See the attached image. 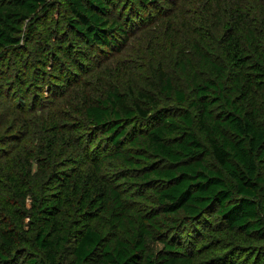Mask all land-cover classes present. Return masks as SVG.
Masks as SVG:
<instances>
[{
	"label": "trees",
	"instance_id": "obj_1",
	"mask_svg": "<svg viewBox=\"0 0 264 264\" xmlns=\"http://www.w3.org/2000/svg\"><path fill=\"white\" fill-rule=\"evenodd\" d=\"M58 2L56 20V2L0 0V59L24 64V54L37 55L34 76L19 78L24 103L31 80L63 91V62L79 76L93 53L120 52L146 19L157 24L145 32L151 59L166 50L160 45L172 50L181 83L152 63L148 87L135 94L81 86L73 104L82 110L68 108L85 125L40 119V170L32 174L21 146L0 166V264H61L67 253L69 264H198L217 238L226 242L213 262L264 264V4L200 0L201 24L188 43L176 22L163 26L169 0ZM50 19L54 28L45 26ZM37 27L47 43L31 34ZM106 163L119 173L107 177ZM151 242L162 245L157 255Z\"/></svg>",
	"mask_w": 264,
	"mask_h": 264
},
{
	"label": "rangeland",
	"instance_id": "obj_2",
	"mask_svg": "<svg viewBox=\"0 0 264 264\" xmlns=\"http://www.w3.org/2000/svg\"><path fill=\"white\" fill-rule=\"evenodd\" d=\"M48 1L56 2L54 4L55 10L53 16L56 20H58V18L63 15V9L60 3L58 0ZM226 1L229 2V0ZM244 2L248 4V7H251L254 4L256 5V3H259L260 5L264 4V0H244ZM200 4V0H169V5L173 8L165 10L166 13H163L162 11L164 14V16L162 15V20L165 19L163 26H168L170 21H173V23L176 22L179 30H181L184 37H187L188 43H190L192 39H194L193 28H197L201 24L203 15ZM164 6L165 5H163V7ZM257 17L259 16L257 15ZM146 20L147 23L144 26H141V28H133L131 30L128 42L120 52H115L113 55L106 54L105 52H99V54L96 52L93 53L92 59L94 60V64L92 66H88L85 72L80 73L79 76L73 73V70L68 63L63 62L62 66H60V75L63 77L68 76V85L66 88H63V91L61 89H55L53 92V88L52 90L50 89L51 86L45 88L44 85L42 86V84L31 80V86H29L25 92V96H27V102L25 103L23 102V96H20V93L22 92L21 90L24 87L21 86L19 78L22 77L23 72H28L30 78L34 76L35 68H38L37 55L31 52L24 54V64L14 56H9L6 60L0 59V166L2 162L8 159L7 157L15 150L16 146L26 147V151L31 158H33L32 174L35 175L40 170L38 150L42 138L44 137V133H42L41 129L38 127L40 119H47L52 116L53 118H58L66 127H73V125L71 126L72 123H79L80 125L86 124V121L83 120L81 111V116H79L80 113L75 114L68 108L79 98L76 94L81 86H84L85 90L94 95H101V91L104 90V86H107V84L119 86L123 91L130 90L131 93L133 92L135 94L148 87L147 83L151 81L149 67L152 63L161 65L165 72L168 73V76L174 77L178 83H181L179 75L176 73L174 68L176 57H173L172 50L160 45L161 48L166 50H162V53L158 52L157 54H151V56H155V60L151 59L150 51L148 50L150 36H145V32L149 31L152 27L156 29L157 24H154L156 22L155 19H151V23L148 21L150 19ZM45 26L54 28V21L50 19ZM61 27H63V25H61ZM160 28H162V26ZM158 29L157 33L160 34V30ZM188 29H190V31H188ZM36 32L38 35L37 38L40 40L39 43H47L44 31L42 29H38L37 27L31 34L34 35ZM212 32L216 37H218V40H220L224 35L221 28H215ZM60 33L58 35H60ZM198 37L199 36H197V38ZM29 40L32 41L31 38H29ZM34 41L36 42V40ZM156 41L159 42V39H155V43ZM150 42L154 44V40ZM188 43L181 41L179 45L186 50ZM29 47L30 49H33L31 45ZM187 53V55L190 56V51H187ZM78 59H80L79 56ZM153 60L154 62H152ZM118 62L122 65H118ZM107 68L114 71V83L113 77H111L110 74H108L107 77L105 76V69ZM121 68H123V70L128 68V70H125V72L117 71ZM117 76L119 78L118 80L116 79ZM127 91L124 92L126 93ZM73 92L75 93L72 95ZM68 100H70V104L65 105ZM73 106H76V104H73ZM75 108L77 110H82L78 106ZM65 119H68L69 121ZM4 121L6 122L4 123ZM84 132L85 130L82 131V134L77 133L79 137H76V139H79L80 136L83 138ZM87 133L88 132L85 134ZM83 139H85V137ZM83 145L84 143H82V147ZM78 155V160L83 163L84 158L86 157L84 156L85 152L83 148L80 149ZM47 160L48 158H46V161ZM51 162L52 161H50V163ZM88 162L89 161L87 160L86 163ZM103 172L107 177H110L113 174L115 175L116 173H119V168L116 164L113 166L111 163H106L103 164ZM41 175L43 176V174ZM5 188V182H2L0 177V195L2 198L5 196ZM138 202L140 203L139 200ZM31 203L32 202L30 201V207ZM2 216L3 213L0 212V221ZM217 240L218 244L217 242L212 241L214 243L212 248H204L195 256V260L198 264L228 263L213 262V259L216 256L221 255L220 252L226 242L221 241L219 238H217ZM218 247L219 250H217ZM161 249V243L151 242L149 244V251L153 255H157ZM34 258L35 255L32 253L26 257V259L29 260ZM71 259L72 256L70 253H67L62 258L61 264H69Z\"/></svg>",
	"mask_w": 264,
	"mask_h": 264
}]
</instances>
